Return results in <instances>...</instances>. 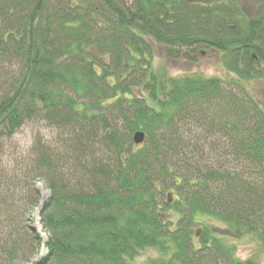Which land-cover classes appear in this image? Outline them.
Instances as JSON below:
<instances>
[{
  "label": "trees",
  "instance_id": "trees-1",
  "mask_svg": "<svg viewBox=\"0 0 264 264\" xmlns=\"http://www.w3.org/2000/svg\"><path fill=\"white\" fill-rule=\"evenodd\" d=\"M245 1L0 0V264L43 246L38 264H257L212 224L264 247V109L243 84L264 80V3ZM152 43L233 76L162 78ZM30 124L53 137L4 168Z\"/></svg>",
  "mask_w": 264,
  "mask_h": 264
},
{
  "label": "rangeland",
  "instance_id": "rangeland-1",
  "mask_svg": "<svg viewBox=\"0 0 264 264\" xmlns=\"http://www.w3.org/2000/svg\"><path fill=\"white\" fill-rule=\"evenodd\" d=\"M243 5H247L252 13L253 17L258 16V11L254 10V7L264 3V0H246ZM251 5V6H250ZM257 9V8H256ZM154 47V59L153 66L156 72H158L162 78L167 77H190V76H201L203 78H221L224 81H229L232 78V74L225 68L222 60V54L218 51H208L204 55L200 56L198 63H189L183 59L173 61L169 59L165 53V50L161 47L152 43ZM245 84L247 91L251 94L263 107L264 109V80H255ZM41 128V133L44 137L50 139L53 137L54 132L51 128L46 125L40 126L30 124L23 127L16 136L8 143L7 156L3 159L2 164L4 168L13 169L14 160H19L21 157L27 155L30 147L32 146L33 139L36 133ZM20 157V158H18ZM37 188L41 192L43 201L49 196V190L44 182H39ZM23 194H21L22 196ZM28 210V212H27ZM27 212L25 214L24 212ZM40 206L29 207L26 205L22 212L23 216L21 223L24 226L36 228L39 233L42 234L44 240H47L48 236L44 233L39 217ZM216 227L218 235H225L227 242L235 248L236 255L241 260H254L257 264H264V247L255 235H245L237 237L233 235L229 229L223 223L213 222ZM203 227H195V231H200ZM6 235L0 234V239ZM47 253L46 248L43 246L40 251L37 252L29 261H19L18 264H38L41 258ZM159 254L155 250H149L144 252L139 259V263H145L150 259L158 258Z\"/></svg>",
  "mask_w": 264,
  "mask_h": 264
},
{
  "label": "water",
  "instance_id": "water-1",
  "mask_svg": "<svg viewBox=\"0 0 264 264\" xmlns=\"http://www.w3.org/2000/svg\"><path fill=\"white\" fill-rule=\"evenodd\" d=\"M145 134L143 132H137L135 135H134V143L135 145H140L142 143L145 142Z\"/></svg>",
  "mask_w": 264,
  "mask_h": 264
},
{
  "label": "bare ground",
  "instance_id": "bare-ground-1",
  "mask_svg": "<svg viewBox=\"0 0 264 264\" xmlns=\"http://www.w3.org/2000/svg\"><path fill=\"white\" fill-rule=\"evenodd\" d=\"M138 132H143V131H138ZM136 133H137V132H136ZM136 133H135V134H136ZM143 133L145 134V132H143ZM135 134H134V135H135ZM145 137H146V134H145ZM145 141H146V138H145ZM144 143H145V142H144ZM144 143H142V144H140V145H137V146H141V145H143Z\"/></svg>",
  "mask_w": 264,
  "mask_h": 264
}]
</instances>
